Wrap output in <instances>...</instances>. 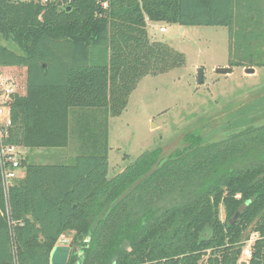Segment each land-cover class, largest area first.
I'll use <instances>...</instances> for the list:
<instances>
[{
    "label": "trees",
    "instance_id": "16d2710c",
    "mask_svg": "<svg viewBox=\"0 0 264 264\" xmlns=\"http://www.w3.org/2000/svg\"><path fill=\"white\" fill-rule=\"evenodd\" d=\"M107 1L0 0V68L26 69V92L12 97L11 144L66 148L74 111L119 116L142 78L179 68L184 56L152 41L148 22L231 31L236 19V35H246L235 0ZM191 138L175 158L148 151L111 179L97 139L72 165L24 158L25 179L10 192L20 263L50 264L74 233L68 264H264V124L218 144ZM253 233L260 239L242 262ZM0 264H13L1 214Z\"/></svg>",
    "mask_w": 264,
    "mask_h": 264
},
{
    "label": "rangeland",
    "instance_id": "374dc122",
    "mask_svg": "<svg viewBox=\"0 0 264 264\" xmlns=\"http://www.w3.org/2000/svg\"><path fill=\"white\" fill-rule=\"evenodd\" d=\"M235 25L236 19L231 31L225 27L161 24L166 33L148 27L151 40L182 54L184 63L164 74L142 78L119 116L107 117L103 111H74L69 119L66 148L23 147L24 158L36 165H72L77 157L93 154L89 149L97 139L98 154L107 150L111 179L148 151L159 150L162 162L186 151L195 135L204 143L218 144L238 131L262 126L264 32L257 27L243 29L241 35L246 37H239ZM199 68L204 69L201 84ZM218 68L233 71L220 74L216 72ZM251 69L254 73L248 74ZM0 78L11 81L13 94L26 92L24 67L0 68ZM220 218L225 220L223 208ZM73 235L60 239L72 253L78 250Z\"/></svg>",
    "mask_w": 264,
    "mask_h": 264
},
{
    "label": "built area",
    "instance_id": "2783aa9c",
    "mask_svg": "<svg viewBox=\"0 0 264 264\" xmlns=\"http://www.w3.org/2000/svg\"><path fill=\"white\" fill-rule=\"evenodd\" d=\"M22 2H35L47 5L53 2L64 0H20ZM103 9L108 8L107 0H98ZM161 33H166L167 29L162 27ZM14 85L11 81L0 78V189L3 196V205H0V214L9 226L11 237V251L13 264H21L18 255V245L16 240L15 228L22 225L13 218L10 205V192L25 179V170L22 166L24 154L23 147L10 143L12 129L11 103L14 93ZM260 239L259 233H253L245 242L241 254L242 262H249L252 258L253 248L257 240ZM58 244L63 245L60 240Z\"/></svg>",
    "mask_w": 264,
    "mask_h": 264
},
{
    "label": "crops",
    "instance_id": "0c3cea01",
    "mask_svg": "<svg viewBox=\"0 0 264 264\" xmlns=\"http://www.w3.org/2000/svg\"><path fill=\"white\" fill-rule=\"evenodd\" d=\"M235 2H237L235 4L237 7L239 4L240 16L242 17L241 19L244 20L242 22V27L248 30L257 27L264 32V0H235ZM148 25L149 27H154L156 30H159V32L162 28V26H160L161 24H151L148 22Z\"/></svg>",
    "mask_w": 264,
    "mask_h": 264
},
{
    "label": "water",
    "instance_id": "95a60500",
    "mask_svg": "<svg viewBox=\"0 0 264 264\" xmlns=\"http://www.w3.org/2000/svg\"><path fill=\"white\" fill-rule=\"evenodd\" d=\"M233 70L231 68H218L216 69L217 73L220 74H229ZM248 74H253L254 70H247ZM198 81L199 83H203L204 81V69L199 68L198 70ZM71 247L67 245H57L50 256V264H68L69 258L71 255Z\"/></svg>",
    "mask_w": 264,
    "mask_h": 264
},
{
    "label": "flooded vegetation",
    "instance_id": "af4514ba",
    "mask_svg": "<svg viewBox=\"0 0 264 264\" xmlns=\"http://www.w3.org/2000/svg\"><path fill=\"white\" fill-rule=\"evenodd\" d=\"M57 245H61V244H57ZM79 251H80V250H79ZM79 251H78V252H79ZM71 253H72V252H71ZM80 253H81V252H80ZM70 256H71V255H70Z\"/></svg>",
    "mask_w": 264,
    "mask_h": 264
}]
</instances>
